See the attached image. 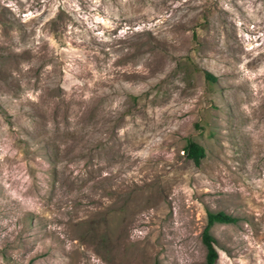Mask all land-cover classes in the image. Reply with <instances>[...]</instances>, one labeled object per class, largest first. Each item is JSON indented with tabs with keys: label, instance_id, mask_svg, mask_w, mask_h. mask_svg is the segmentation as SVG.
<instances>
[{
	"label": "rangeland",
	"instance_id": "obj_1",
	"mask_svg": "<svg viewBox=\"0 0 264 264\" xmlns=\"http://www.w3.org/2000/svg\"><path fill=\"white\" fill-rule=\"evenodd\" d=\"M209 210L264 264V0H0V264H203Z\"/></svg>",
	"mask_w": 264,
	"mask_h": 264
},
{
	"label": "trees",
	"instance_id": "obj_2",
	"mask_svg": "<svg viewBox=\"0 0 264 264\" xmlns=\"http://www.w3.org/2000/svg\"><path fill=\"white\" fill-rule=\"evenodd\" d=\"M205 75L209 78H214L208 72H206ZM183 149L185 151V155L188 158H190L194 163H198L199 159L204 154L202 146L190 139L186 141V143L183 146ZM234 220H235L234 217L223 212L222 210H215V211L209 210L206 212V221L204 227L201 230V236H200L201 242L205 248L203 264H214L217 257V251L214 247L215 239L209 232L210 226L214 222L227 223Z\"/></svg>",
	"mask_w": 264,
	"mask_h": 264
}]
</instances>
